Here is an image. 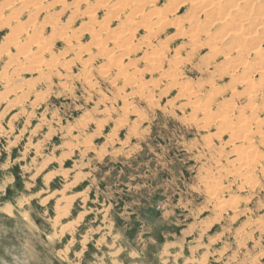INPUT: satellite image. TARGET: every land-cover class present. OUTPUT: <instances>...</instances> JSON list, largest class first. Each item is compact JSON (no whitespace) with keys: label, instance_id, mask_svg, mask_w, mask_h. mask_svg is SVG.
I'll return each mask as SVG.
<instances>
[{"label":"rangeland","instance_id":"obj_1","mask_svg":"<svg viewBox=\"0 0 264 264\" xmlns=\"http://www.w3.org/2000/svg\"><path fill=\"white\" fill-rule=\"evenodd\" d=\"M134 1L152 9L153 0ZM167 1L153 4L162 9ZM50 3L40 19L56 17L59 27L45 54L55 58L52 71L33 72L29 60L21 67L12 48L0 56V264H264V248L263 256L245 259L252 244L264 246V157L247 172L252 184L232 169L233 137L210 116L237 100L230 96L234 67L222 65V57L207 64L205 47L189 54L182 36L191 23L188 6L169 10L161 32L137 28L129 60L139 58L145 36L153 34L154 45L167 41V57L180 55L178 78L190 81L183 89L146 71L130 84L115 75L116 66L111 80L99 78L115 44L96 50L99 30L82 14L92 11L101 21L108 5L66 0L60 12L56 0ZM109 29L118 31V23L110 21ZM8 34L6 25L0 43ZM176 48L181 52L172 55ZM75 56L89 58L91 92ZM7 84L25 96L8 92ZM204 102L205 109L193 107ZM252 143L264 154V135ZM218 200L227 204L223 210Z\"/></svg>","mask_w":264,"mask_h":264},{"label":"bare ground","instance_id":"obj_2","mask_svg":"<svg viewBox=\"0 0 264 264\" xmlns=\"http://www.w3.org/2000/svg\"><path fill=\"white\" fill-rule=\"evenodd\" d=\"M47 1L48 0H0V30L6 25L9 26V34L4 39L3 43H0V56L9 53L12 48L21 59V61L17 60L16 64L23 67L24 65L22 66V64L27 63L24 61L29 60L33 64L30 70L38 74L42 73V71L50 72L52 68L55 67V58H53V54L49 57H46L45 54L51 52L52 40L58 35L56 30L59 29V27H55V25H53L54 23H52L56 17H48L46 20L40 19L41 13L48 12L49 9L54 6L53 3H50L52 5L49 6L50 4H47ZM56 1L57 3H55V6L59 7L60 12H64L67 6L66 0ZM73 1L75 6H80L85 0ZM98 1L104 6L108 5V9L105 12L106 14L101 21L94 20L95 16L92 11H86L82 14L85 16L84 18L91 23L89 26H91L92 31L99 30L97 35H94L91 31L95 36L92 38V43L97 46L98 49L96 50L99 51H103L101 48H103L106 43L115 44L114 49H111L107 55L109 57L107 63L102 64L98 69L100 72L98 73L99 78L107 81L111 80L110 77L114 75L111 68L116 66L114 67L116 76L124 79H126V77L131 80L135 79L132 81L130 80V84L136 85L138 83L137 79L141 78L140 74L146 71L158 73L169 84L174 86L179 84L183 89L190 86V81L184 77L178 78L179 73L177 66L181 62L178 63L179 60L177 61L176 59H180L177 58L180 55L177 56L175 60L169 59L166 55V50H168L167 41L162 42V44L154 45L151 37L160 30L162 31L166 24H170L168 21L169 10H172L175 6H188L190 11L185 18L191 23L186 30L182 31V36L187 37L190 41L189 54L198 55L200 52L198 47H205L207 52L204 56L207 60V64L216 57H222V65L225 67H234L231 72V83L233 87L231 88L230 96H235L237 100L236 102L233 100H229V102L226 101L227 104H225V107L223 109L221 107L222 111L220 109V111L216 110L217 112L211 114L210 117L211 119H216L219 128H223L222 131H229V134L233 137L231 146L234 147L233 152L236 154V158L232 160V169L236 168L235 171L238 172V176L240 175L244 183L252 184L251 181L253 178L251 179V175L247 174V172L250 171L249 168L257 162L256 159L259 158L260 160L264 157V154L256 149V144L254 145V143H252L255 137H257L259 141H263L264 135L261 134V130L264 128V117L260 118L257 116L258 112L262 111L264 113V0H168L167 4H165L166 7L162 9L155 8L154 6L156 5L153 4V0V2L147 3L148 7L152 8L151 10L148 9L149 13L146 12V5L144 6V3L142 5L141 3L138 4L140 5V8H138L134 0ZM175 9L177 8L175 7ZM24 12L28 13L25 19L21 17ZM110 21H116L118 23V31L114 29L110 31ZM141 27L153 33L152 35L149 34V36H145L138 44L139 47L137 46V49H139L138 52L140 53L137 60L142 61L143 68L137 65V60H135V62H132V60L129 61L134 32L137 28ZM47 28L50 30L48 31L49 33L46 34ZM85 31L86 30H84V32ZM63 37H71V39H73L70 34H64ZM76 37L79 36L76 35ZM92 40H90V42ZM67 41L70 42V39ZM33 48L35 49L34 51L32 50ZM81 49H83V47ZM179 50V48H176V50L174 49L172 55H174V53L176 55L179 54V52H181ZM80 53L81 51H78L75 54L79 55ZM104 53H106L105 50ZM250 54L254 55L253 61H248L246 59ZM100 55L102 54L100 53ZM232 56L235 57L232 58ZM74 58L80 60V57L75 56ZM87 60H89V58L86 60L84 59V61L80 60V74L83 77L84 85L88 88L87 92H91L96 83H94L90 75L89 68L87 67L89 62ZM123 60L127 62L124 63ZM9 64H12V62ZM64 65H69V63H65L63 66ZM62 68L63 67H61V69ZM14 69H16V67ZM139 75L140 77L138 78L137 76ZM254 76H258V78ZM71 79L72 78L68 79L67 77V80H65L66 83ZM8 84L5 85V89H7L8 92H13L15 90V95L17 94L18 98L25 96L23 90L18 89L15 84L14 87ZM3 94L2 92L1 95ZM196 96L195 94V97ZM211 97L213 98V95ZM212 98H203L202 101ZM188 100L185 101V103L188 102ZM240 100L244 101V104L239 103ZM207 102H204V104L202 103L203 105L198 104L193 107L198 109L204 107L205 109ZM192 103L189 102L187 105ZM208 119H210L209 116ZM217 205V209L219 208L220 210H223L227 206L226 203L219 200L217 201ZM234 207L235 206H233V209ZM263 248L264 246L261 242L252 244L246 253L245 259L252 260L263 256Z\"/></svg>","mask_w":264,"mask_h":264}]
</instances>
